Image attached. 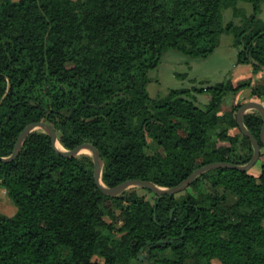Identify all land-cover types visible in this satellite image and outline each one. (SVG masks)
<instances>
[{
  "label": "trees",
  "instance_id": "1",
  "mask_svg": "<svg viewBox=\"0 0 264 264\" xmlns=\"http://www.w3.org/2000/svg\"><path fill=\"white\" fill-rule=\"evenodd\" d=\"M263 1L0 0V157L43 122L65 150L97 148L111 188L128 180L173 188L204 165L248 164L254 148L237 114L250 102L264 106V83L227 80L153 99L147 75L171 49L209 56L224 33L234 35L238 65L264 74V25L256 20ZM230 7L241 25H223ZM246 89L250 99L223 109ZM195 93L206 94L204 108ZM244 124L261 146L259 173L211 170L156 210L157 196L145 188L106 196L89 156L62 157L43 130L33 132L16 160L0 162V192L15 208L13 216L0 211V264H144L142 248L147 264H264L263 118L254 110ZM105 232L123 241L102 251ZM167 249L175 257L153 256Z\"/></svg>",
  "mask_w": 264,
  "mask_h": 264
},
{
  "label": "rangeland",
  "instance_id": "2",
  "mask_svg": "<svg viewBox=\"0 0 264 264\" xmlns=\"http://www.w3.org/2000/svg\"><path fill=\"white\" fill-rule=\"evenodd\" d=\"M236 7L242 10L247 18L254 15V8L251 3L238 1ZM256 20L264 25V1L261 6V11L256 16ZM222 22L224 26L230 23L241 25L242 18L236 17L234 8L230 7L223 11ZM238 52L239 49L235 45V39L232 33H224L221 36L219 46L207 57H193L179 50H168L162 55L157 67L148 72V95L153 99L164 98L171 90L206 89L227 80L240 83L248 81L249 78H253L263 84V73L255 76L253 75L251 66L238 65ZM195 96L197 97L196 104L199 107L204 108L208 104L209 100L205 93H195ZM250 97L251 91L249 89L243 90L238 95L228 98L224 103L223 109H230L235 102L241 103L250 99ZM251 112L248 111L247 113ZM232 133L235 134L237 131L233 130ZM83 154H86L93 160L91 152L84 151ZM252 172L255 174L259 173L260 167L258 166V168L253 169ZM181 194L183 192L179 193L178 197ZM0 211L8 216L15 214V208L7 198L5 191L0 192ZM123 236L124 234L117 232H105L100 241V249L102 251L114 249L116 242L123 241ZM140 255L143 258V263L147 264L146 253H141ZM153 256L155 258L175 257L170 249L156 251ZM132 264L140 263L135 260ZM214 264L220 263L215 261Z\"/></svg>",
  "mask_w": 264,
  "mask_h": 264
},
{
  "label": "water",
  "instance_id": "3",
  "mask_svg": "<svg viewBox=\"0 0 264 264\" xmlns=\"http://www.w3.org/2000/svg\"><path fill=\"white\" fill-rule=\"evenodd\" d=\"M253 110L258 111L263 118V127L261 131V142L264 145V106L257 102H250V103L245 104L239 110L237 114V122H238L239 128L241 132L250 139L252 146L254 148L253 157L248 164L238 165V164L229 163V162H216V163L204 165L196 169L181 184L173 188H162L150 181H144V180H128L113 188L105 186L102 182V172H103L104 162H103V159L98 149L95 148L91 144H83L74 150H65L62 147L60 148L58 147L59 141H58V136H57L55 129L52 126L46 123H43V122L32 123L29 126H27L24 129V131L20 134L12 156L8 158L0 157V162L9 163V162H13L14 160H16L17 157L20 155L22 147L25 141L27 140V138L29 137V135L37 130H43L51 138L55 152L62 157L75 158L83 154L84 151H89L92 153L93 162H94L95 181L97 185L99 186L100 190L103 192V194H105L108 197H116L131 188H135V187L145 188L147 190L152 191L157 196V202L155 205V210H156L162 197L173 196V195H177L179 193L186 191L200 176H202L203 174L211 170L233 169V170H237L240 172H250L256 166V164L258 163L260 159L261 146H260L259 141L256 139V137L251 133V131L244 124V115L248 111H253ZM154 217L156 218V215H154ZM143 251L144 249L142 248L141 252ZM140 259L142 260V256H140Z\"/></svg>",
  "mask_w": 264,
  "mask_h": 264
},
{
  "label": "bare ground",
  "instance_id": "4",
  "mask_svg": "<svg viewBox=\"0 0 264 264\" xmlns=\"http://www.w3.org/2000/svg\"><path fill=\"white\" fill-rule=\"evenodd\" d=\"M58 147H60V148H61V146H60L59 142H58Z\"/></svg>",
  "mask_w": 264,
  "mask_h": 264
},
{
  "label": "flooded vegetation",
  "instance_id": "5",
  "mask_svg": "<svg viewBox=\"0 0 264 264\" xmlns=\"http://www.w3.org/2000/svg\"><path fill=\"white\" fill-rule=\"evenodd\" d=\"M143 253V252H142ZM141 256V255H140ZM142 260H143V258H142Z\"/></svg>",
  "mask_w": 264,
  "mask_h": 264
}]
</instances>
